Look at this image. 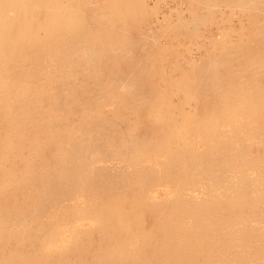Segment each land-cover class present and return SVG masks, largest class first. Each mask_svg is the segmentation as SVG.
<instances>
[{
  "label": "bare ground",
  "instance_id": "1",
  "mask_svg": "<svg viewBox=\"0 0 264 264\" xmlns=\"http://www.w3.org/2000/svg\"><path fill=\"white\" fill-rule=\"evenodd\" d=\"M169 1L0 0V264H264V0Z\"/></svg>",
  "mask_w": 264,
  "mask_h": 264
},
{
  "label": "rangeland",
  "instance_id": "2",
  "mask_svg": "<svg viewBox=\"0 0 264 264\" xmlns=\"http://www.w3.org/2000/svg\"><path fill=\"white\" fill-rule=\"evenodd\" d=\"M168 1H169V0H168ZM169 2L171 3V5H172V6H174V5H175V2H174V1H172V0H170ZM172 2H173V3H172ZM150 3H151V4H153V1H150Z\"/></svg>",
  "mask_w": 264,
  "mask_h": 264
}]
</instances>
